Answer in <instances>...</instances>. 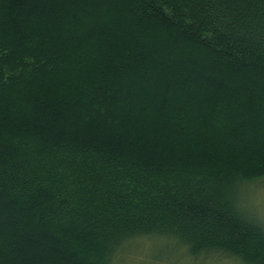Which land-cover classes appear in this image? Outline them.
Instances as JSON below:
<instances>
[{"label":"trees","instance_id":"obj_1","mask_svg":"<svg viewBox=\"0 0 264 264\" xmlns=\"http://www.w3.org/2000/svg\"><path fill=\"white\" fill-rule=\"evenodd\" d=\"M262 177L264 0H0V264H264Z\"/></svg>","mask_w":264,"mask_h":264},{"label":"rangeland","instance_id":"obj_2","mask_svg":"<svg viewBox=\"0 0 264 264\" xmlns=\"http://www.w3.org/2000/svg\"><path fill=\"white\" fill-rule=\"evenodd\" d=\"M103 50L101 51L105 52V49ZM100 55L103 56V53ZM101 59L100 57L93 59V61L98 66L104 63ZM57 82L60 85H65L67 80L58 78V80L53 81L54 85ZM49 88L52 89V87ZM251 137L249 134L248 140H252ZM238 148L239 150L236 151V154L243 151L241 147ZM238 155L240 156V154ZM241 155L242 157L247 156L244 151L241 152ZM239 192L244 211L264 227V201H262V197H264V177L244 182L239 187ZM115 257L113 264H242L233 260V258H224L216 253L190 255L187 253L186 246L179 244L172 237L163 236L134 238L126 243Z\"/></svg>","mask_w":264,"mask_h":264},{"label":"snow or ice","instance_id":"obj_3","mask_svg":"<svg viewBox=\"0 0 264 264\" xmlns=\"http://www.w3.org/2000/svg\"><path fill=\"white\" fill-rule=\"evenodd\" d=\"M262 201H264V197H262Z\"/></svg>","mask_w":264,"mask_h":264}]
</instances>
